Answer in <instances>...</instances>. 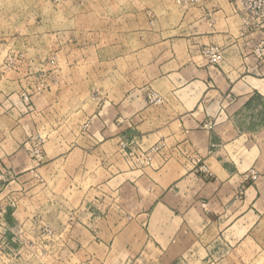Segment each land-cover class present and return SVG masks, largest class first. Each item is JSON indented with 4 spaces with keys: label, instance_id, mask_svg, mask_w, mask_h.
<instances>
[{
    "label": "crops",
    "instance_id": "obj_1",
    "mask_svg": "<svg viewBox=\"0 0 264 264\" xmlns=\"http://www.w3.org/2000/svg\"><path fill=\"white\" fill-rule=\"evenodd\" d=\"M149 7L118 38V101L77 121L52 113L45 95L35 111L19 103L0 116V164L61 218L70 255L264 264V63L252 55L264 31L246 27L231 0ZM211 45L223 49L217 64L204 54ZM147 91L162 101L151 104ZM38 137L44 162L24 147Z\"/></svg>",
    "mask_w": 264,
    "mask_h": 264
},
{
    "label": "rangeland",
    "instance_id": "obj_2",
    "mask_svg": "<svg viewBox=\"0 0 264 264\" xmlns=\"http://www.w3.org/2000/svg\"><path fill=\"white\" fill-rule=\"evenodd\" d=\"M157 1L0 0V116L22 102L35 111V96H47L52 113L76 121L101 102L118 101V38L142 26L144 14L152 15L150 3ZM199 1L176 3L187 8ZM146 97L151 104L162 101L155 91H147ZM124 145L129 155H138L134 143ZM24 147L37 161H45L42 137ZM6 170L0 164V264L117 262L114 252L102 261L98 249L76 248L70 255L61 248V218L45 214L34 188L31 192L15 183Z\"/></svg>",
    "mask_w": 264,
    "mask_h": 264
},
{
    "label": "built area",
    "instance_id": "obj_3",
    "mask_svg": "<svg viewBox=\"0 0 264 264\" xmlns=\"http://www.w3.org/2000/svg\"><path fill=\"white\" fill-rule=\"evenodd\" d=\"M189 1L192 0H186V3ZM232 2L240 6L246 27L252 31H264V0H232ZM204 54L213 64H217L223 59V49L218 45L208 46ZM252 55L258 63H264V40L253 46ZM252 176L256 178V174H252Z\"/></svg>",
    "mask_w": 264,
    "mask_h": 264
}]
</instances>
